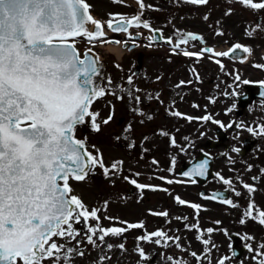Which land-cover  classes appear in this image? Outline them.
<instances>
[{
    "label": "snow or ice",
    "instance_id": "obj_1",
    "mask_svg": "<svg viewBox=\"0 0 264 264\" xmlns=\"http://www.w3.org/2000/svg\"><path fill=\"white\" fill-rule=\"evenodd\" d=\"M115 4H124L125 0H112ZM191 5H207L209 0H176ZM140 9L139 13L131 17L120 13H109L107 21L96 19L91 14L92 5L88 0H0V264H60L63 259L65 264L74 255L83 257L84 251L80 250L82 239L93 248L106 247L111 251L114 245L107 243L106 238L123 237L126 232L133 229L144 230L136 237L137 246L134 251L140 257L137 264H144L150 257L146 254L141 243L154 244L163 248L174 245L181 251H187L181 243L179 235H169L168 231L159 228L153 232L145 230L143 221L129 223L127 221H117L123 227H103L101 226L102 209L89 206L78 196L73 194L72 182H84L90 175L95 174V169L99 168L106 179H111L123 171V161L112 162L110 166L104 162L103 154L98 150H89L87 137L78 138L77 130L81 126H87L93 132H100L102 125H108L113 119L114 111L103 120H99L100 113L94 111V103L112 95L118 100L124 97L117 95L111 88L113 83L111 77L106 80L101 71L99 57L93 52L96 42L111 43L120 45L123 43L129 51L137 47L136 40L142 35L137 32L135 36L130 29H147L152 36L148 37L147 47L154 43L163 42L170 46L174 55H182L194 58L199 63L205 56L216 63L220 70H224V65L219 58L227 57L243 63L251 49L239 43H235L228 51H216L212 47L202 46L199 51L189 50L195 48L194 42L206 45L202 35L194 32H182L176 29L174 36L176 42L173 43V36L165 37L162 29L154 28L147 20L142 19L145 7L144 0H136ZM229 4L239 3L253 11L264 10V0L254 2V0H228ZM231 14V9L226 15ZM208 20V16H204ZM91 26V27H90ZM105 28L113 33H125L128 39L125 41L109 40L106 37ZM261 25L246 31V35L252 36L255 31L260 30ZM217 36H224L225 33L217 29ZM86 40L92 47L81 56L77 42L80 39ZM131 41V47H128ZM184 46V47H182ZM215 58V59H214ZM119 68V65H116ZM253 67L264 70V64H254ZM191 75L197 82L200 75L193 66L189 69ZM161 79L157 77V81ZM192 80H180L175 87L177 89L190 86ZM264 86V81L259 82ZM127 84H133L132 76L127 79ZM250 84L248 79H242L239 74L234 75L233 83L228 85L231 92L225 91L223 95L229 98L239 97L241 100L246 96H241L237 89ZM130 99H134L136 105L141 103L139 93L141 89H124ZM264 96V90L260 93ZM147 99L159 100V95L155 97L149 95ZM209 102L216 103L215 98H209ZM162 103V101H161ZM173 102V106H174ZM193 107H199L193 105ZM237 104L234 102L226 109V113H231ZM137 115L153 119L151 115L144 113L139 107L131 109ZM173 117L183 118L191 122L193 119L211 122L227 131L235 126L236 129H245L253 137H264V124L257 127L246 126L243 121H232L227 125L214 119L211 114L203 117H191L178 110H169ZM143 123V120H141ZM131 132V125L125 129ZM160 135L169 137L172 147L186 152L193 145L191 142L186 147H182L176 141L175 136H170L167 131H161ZM204 134L201 133V136ZM235 139H239L236 135ZM145 139H147L145 137ZM188 140V137H184ZM93 149L94 145L91 146ZM242 147L233 146L231 152L240 154ZM222 155L227 157L229 164H234L233 158L228 153ZM207 157L208 154L205 153ZM153 164L158 162L153 160ZM176 164L175 157H172L169 172H172ZM209 159L196 163L191 171L181 173L187 180H173L160 176L158 179L168 185L191 183L196 184V177H206ZM252 166L248 165V171ZM264 175V168L261 170ZM138 177L140 173H133ZM217 179L236 197L241 195L234 187L232 179L225 178L220 173H216ZM123 179L133 185L136 189H148L151 191H161L171 195L168 188H161L156 185L141 184L136 179L123 176ZM151 179V178H150ZM254 181L258 177H252ZM250 195V202L247 205L239 223L244 225L248 220H253L264 226V210L256 207L251 201V194L256 191L253 185L242 184ZM204 200L218 201L231 208H238L240 205L230 198H220L219 193H201ZM142 198V195H141ZM180 206H187L194 210L196 214L195 224L184 227L197 232V239L201 240L204 248V258L208 259L212 248L210 234L213 228L201 230L199 226V212L203 206L197 203L186 201L180 196L173 198ZM108 201L104 202L103 211H106ZM255 209V215L253 210ZM149 215L165 218L166 223L169 212L167 210L155 212L149 210ZM104 219L116 220L114 217L105 216ZM176 220L186 222L188 217H175ZM89 221L94 223L90 224ZM219 225L220 221H215ZM75 225H82V229H77ZM226 236V229H220ZM208 234V239L202 237ZM58 240L67 243H57ZM242 239L252 241L254 237L245 234ZM99 241V243H97ZM74 243V246H69ZM212 244V247L208 246ZM121 252H126L125 243L116 245ZM231 247V245H230ZM249 252H255L253 259L256 264H264V243L258 244L254 250L252 245L245 244ZM190 255L196 258L198 264L201 257L196 252ZM236 252L232 251L231 256H223L218 259L217 264H226ZM98 264H104L110 257L98 255ZM172 264H187L182 259L168 258ZM208 264L211 260L208 259Z\"/></svg>",
    "mask_w": 264,
    "mask_h": 264
},
{
    "label": "rangeland",
    "instance_id": "obj_2",
    "mask_svg": "<svg viewBox=\"0 0 264 264\" xmlns=\"http://www.w3.org/2000/svg\"><path fill=\"white\" fill-rule=\"evenodd\" d=\"M260 0H254L259 2ZM145 5H152L151 8L146 7L148 13L145 15L151 18V25L154 28H160L165 31V34L173 35L176 29L182 32H194L202 35L204 39L211 40L212 44H217V47L224 51L226 45H230L234 41L241 42L251 48L250 60L244 64L239 62H233L229 59H221V63L224 65V70L221 71L220 67L210 59H205L200 65L193 63V66L197 69L200 75L201 84H192L189 88L183 87L177 89L175 85L180 81L192 80V76H189L186 57L182 55H174L171 52L170 46L164 45H152L147 47L148 37L150 32L145 31L143 28L132 30L131 33L136 35L137 32L142 33L141 39L138 41L141 49L137 51L145 52V64L143 71L139 76H135L133 69L135 66V57L137 51H133L131 54L126 49L121 57L115 55L112 51H109V43L96 42L94 49L100 54L103 61L107 64V71L105 72V80L111 77L113 83L111 88L117 92V95L123 96V100H118L112 95H106L104 98L97 100L92 109L100 113L99 120H103L109 114L110 110L114 111L113 119L108 125H102L100 132H93L87 126H81L77 130V137H87L89 150H98L103 154L104 162L110 166L112 162L123 161V171L121 174L106 179L99 168L95 169V174L90 175L84 182H72L75 195H78L85 204L89 206V209L96 207L102 209L101 226L103 227H123L124 225L117 223V221H127L129 223H137L143 221L145 224V230L147 232H153L159 228H163L169 232V235H182L180 240L181 245L187 249V251H181L174 245H170L167 248H163L154 244L141 243L148 256H152L154 249L159 250V258L154 264H172L168 258L182 259L187 261V264H196V258L190 255L191 252L201 254L205 246L201 240L197 243L196 237L184 238L187 233L190 234L188 229L181 224V221L176 220L175 217H188L187 224L192 225L197 221L194 219L193 213L190 207L178 205L173 199L175 196H180L182 199L189 201V199L200 200L198 193L193 184L181 183L168 185L165 182L158 179L160 176L167 177L173 180H182L176 175L178 168L184 163L188 162L195 151L198 149L199 143L203 140L201 136V128L197 125H190L183 121L178 122L179 118L170 115L169 110H178L176 107V100L181 102L182 97L186 98L189 102L182 103L180 109L183 111H197V107H193L194 102L201 104L202 112L203 108L209 107V94L208 91H216L223 86L222 81L227 73V86L233 83V77L239 74L242 79L251 80L254 78V70H252L253 61L258 60V55L264 56L261 45H264V26L260 30L254 32L250 37L246 35V31L256 27L259 23V18L262 15L261 10L253 11L239 3L229 4L228 0H209L207 5H191L183 2L177 3L176 0H144ZM88 3L92 5L91 12L97 16V19L107 21L109 13H120L128 17L133 16L134 11L130 8L118 6L110 0H88ZM231 9V14L226 13ZM152 17H151V16ZM204 16H208V20H204ZM169 27H168V26ZM217 29L225 33L224 36H217L215 33ZM109 31V30H107ZM260 31V32H259ZM123 39L127 40V34H122ZM207 42V41H206ZM131 43V41H129ZM202 46V45H200ZM76 47L83 51L92 45L86 40L80 39L77 42ZM224 47V48H222ZM125 49V48H124ZM189 49L194 50L189 47ZM207 57V56H205ZM208 58V57H207ZM215 59V58H214ZM191 60V58H189ZM116 65L120 67L117 68ZM129 76L133 78V84H127ZM157 77H160L157 81ZM214 80L213 83L211 81ZM211 83V84H209ZM203 85L208 88L203 90L207 93L205 96H193V89L196 86ZM134 89L139 88V93H133V96L139 95L141 97V103L136 105L134 99H130L127 92L120 91V88ZM242 85L239 87L241 88ZM238 90V89H237ZM159 95V100H149V95L155 97ZM197 99V100H194ZM162 101V103H161ZM194 101V102H193ZM173 102L174 106H173ZM183 102V101H182ZM229 103H233V99L227 100ZM178 106V105H177ZM139 107L147 115L154 114V119L148 120L146 117H142L131 111L133 108ZM183 114L190 116V112H183ZM167 115V117H165ZM160 117V118H159ZM143 120V123H141ZM128 125H131L132 131L126 132L125 129ZM167 131L170 136H175L179 145L186 147L189 142L192 143V147L188 148L186 152H181L180 149L172 147L167 137V148L163 150L160 155L153 153L151 156L142 157L141 152L150 149L148 144L150 141L159 136L161 131ZM145 137L147 139H145ZM165 137V136H164ZM184 137H188L185 140ZM94 145L93 149L91 146ZM172 157H175L176 164L172 172H169L171 167ZM155 160L158 163L153 164ZM227 164V176L232 175V169ZM224 168L218 167V171L224 176ZM140 173L138 177L133 176V173ZM123 176H129L130 179H136L138 183L156 185L161 188H168L171 195L161 191H151L148 189L143 190L141 194L140 190L136 189L133 185L126 182ZM151 178V179H150ZM242 176L239 175L237 183L240 182ZM222 182L217 180L214 185H221ZM189 188H191L189 190ZM132 193H129V190ZM142 195V198H141ZM189 198V199H188ZM235 199L238 197L235 196ZM108 201V207L106 211H103L104 202ZM235 202V201H234ZM202 205L201 202H194ZM238 203V202H236ZM240 206L233 209L234 214L237 216L244 213V205L238 203ZM247 204V203H246ZM257 207V204L254 203ZM212 211L210 216L201 213L199 216V226L201 230H206L212 225L218 227L215 221H220L221 217H215L216 215H224L229 212L223 206L217 204H211ZM155 212L165 211L169 212L168 219L170 223L165 222L163 217H154L149 215V210ZM206 212L209 211V207H206ZM105 216L114 217L116 220L104 219ZM207 217V218H206ZM163 226H160V220ZM158 220V221H157ZM90 224L94 223L89 221ZM212 223V224H209ZM77 229H82V225H75ZM144 230L133 229L124 234L123 237H109L106 238V242L114 245L111 251H108L106 247L93 248L86 240L82 239L83 230L80 244V250L85 252L83 257L74 255L69 261V264H98V255H105L110 259L105 260L104 264H137L140 260L138 254L134 251L137 246L136 237L141 235ZM196 232L194 229L191 230ZM215 230L210 234L212 244H215L217 248L211 251L209 259L211 264H217V261L221 256H227V244L229 240L227 236L218 237ZM197 234V233H196ZM206 235V236H205ZM202 239H208L209 235L205 234ZM121 242L125 243L126 252H121L116 245ZM57 243H67L63 240H58ZM74 243L69 246H74ZM99 243V241L97 242ZM211 244V246H212ZM210 245L208 247H211ZM188 252L186 257L183 253ZM204 255V253H203ZM202 260V259H201ZM49 264V262H45ZM60 264H65L62 259ZM144 264H150L145 261ZM200 264H208V260L205 262L200 261ZM227 264V261H226Z\"/></svg>",
    "mask_w": 264,
    "mask_h": 264
},
{
    "label": "flooded vegetation",
    "instance_id": "obj_3",
    "mask_svg": "<svg viewBox=\"0 0 264 264\" xmlns=\"http://www.w3.org/2000/svg\"><path fill=\"white\" fill-rule=\"evenodd\" d=\"M261 81H264V70L259 69L256 75V82L259 83ZM243 89L242 91L240 90V93L243 92ZM235 101L237 104V99ZM231 105L232 104H227V97L224 96V98H220V101L216 104L214 108H212V112H208V114H211L214 119L221 121L225 125L232 121H243L246 126L252 127H257L260 124H264V97H259L258 99L253 100L252 102L246 104L243 108L236 107L231 113L225 114L226 109ZM202 125L203 128L205 126L212 127L209 133L205 135L202 141V148H206L213 157L220 156V160H222V158H226V156L222 155L223 153H231V148L234 146L236 141L234 137L236 134H239L238 132L248 134V137L246 138H250L255 141L253 149L245 153L241 168L242 171H245V183L253 185L257 189V191L252 193L251 196L257 195V202L261 205L259 208L260 210H264V175H261L260 171L262 168H264V137H253L245 129H236L235 126L225 131L219 126L217 127L220 128V130H217L218 128L216 127V125L211 122L205 123L202 121ZM212 142H214V144H216L218 147L209 150L207 147H209ZM254 162L257 163V169L253 171L252 168L251 171H248V165L253 166ZM254 172H257V175L255 177H258V179L255 183H252L251 181H253V176L251 175H253ZM224 188L227 189V186ZM247 194H249L248 191ZM258 227L259 231L257 233V236H259V234L261 235L256 240V246H252L254 250L257 248L258 244L264 243V226H261L258 223ZM237 228L240 230V232L247 233L251 227L237 226ZM246 251L249 252L247 249ZM250 254L254 255L255 252H250ZM245 261L246 259L244 257L243 259H241V262L239 264H256V261L254 263Z\"/></svg>",
    "mask_w": 264,
    "mask_h": 264
},
{
    "label": "bare ground",
    "instance_id": "obj_4",
    "mask_svg": "<svg viewBox=\"0 0 264 264\" xmlns=\"http://www.w3.org/2000/svg\"><path fill=\"white\" fill-rule=\"evenodd\" d=\"M108 48H109L110 51L115 53L118 57H121L123 55V50H122V48L119 45H115V46H111L110 45Z\"/></svg>",
    "mask_w": 264,
    "mask_h": 264
},
{
    "label": "water",
    "instance_id": "obj_5",
    "mask_svg": "<svg viewBox=\"0 0 264 264\" xmlns=\"http://www.w3.org/2000/svg\"><path fill=\"white\" fill-rule=\"evenodd\" d=\"M136 2V0H125V3H131V4H134ZM243 53L242 52H238V55H242ZM101 64V63H100ZM103 68V65L101 64V70ZM192 169V166L190 167V169H187L186 171H191Z\"/></svg>",
    "mask_w": 264,
    "mask_h": 264
}]
</instances>
